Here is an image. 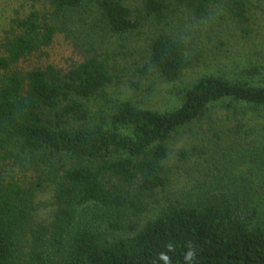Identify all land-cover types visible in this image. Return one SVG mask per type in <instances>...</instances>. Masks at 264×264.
I'll use <instances>...</instances> for the list:
<instances>
[{"label": "trees", "instance_id": "obj_1", "mask_svg": "<svg viewBox=\"0 0 264 264\" xmlns=\"http://www.w3.org/2000/svg\"><path fill=\"white\" fill-rule=\"evenodd\" d=\"M60 13L81 10L87 0H46ZM108 31L123 34L143 20H164L174 4L198 17L223 2L240 21L248 19L247 0H143L142 9L125 0H96ZM58 27L40 10L12 19L0 43V264H15L29 229L37 192L46 182L56 185L54 220L33 234L32 261L39 264H189L184 254L196 250L192 264H264V223H250L251 188L245 183L213 187L187 200H172L135 236L106 242L91 217L111 229L125 227L148 208V198L169 182L168 140L201 118L210 105L225 101L264 107V86L205 75L184 92L183 103L169 111L117 103L108 120L73 127L88 110L83 99L104 94L112 83L109 60L95 54L62 69L52 63L26 68L22 63L45 53ZM184 42L166 33L150 44L149 62L166 81L178 79L190 65ZM245 125L238 122L234 130ZM15 148H19L16 151ZM193 150L182 148L181 160ZM29 163L34 175L24 181L14 166ZM216 188L218 190H216ZM84 214V215H83ZM80 217V219H79ZM173 246L169 250L168 245Z\"/></svg>", "mask_w": 264, "mask_h": 264}, {"label": "rangeland", "instance_id": "obj_2", "mask_svg": "<svg viewBox=\"0 0 264 264\" xmlns=\"http://www.w3.org/2000/svg\"><path fill=\"white\" fill-rule=\"evenodd\" d=\"M125 2L132 8L143 7V0ZM247 3L246 21L233 17L223 2L212 3L205 17L196 16L185 5L174 4L164 20L148 17L138 29L115 34L108 31L96 0H87L81 10L60 13L54 12L46 0H0V43L8 35L12 19L37 9L48 14L58 30L45 53L23 62V67L52 63L68 69L88 56L107 57L112 83L104 88L103 95L83 99L87 119L70 121L73 127L93 126L108 120L123 100L141 108L173 110L183 103L185 90L205 75L264 86V0ZM160 33L178 38L186 46L190 65L174 81H166L153 68L147 76L140 71L149 62L153 38ZM225 101L210 105L201 118L180 128L168 140L169 182L148 198V208L138 218L114 230L107 223L93 220L91 214L97 207L87 205L83 219L89 220L92 228L100 229L106 242H112L135 236L172 200L191 199L215 186L245 183L251 188L250 223H264V107L234 103L230 109ZM238 122L245 125L240 132L234 130ZM182 148L195 149L188 160L180 159ZM29 160L27 155L25 166H14L24 181L34 175ZM55 189L54 183L46 182L37 192L30 226L15 264H39L32 261L33 234L54 220Z\"/></svg>", "mask_w": 264, "mask_h": 264}, {"label": "clouds", "instance_id": "obj_3", "mask_svg": "<svg viewBox=\"0 0 264 264\" xmlns=\"http://www.w3.org/2000/svg\"><path fill=\"white\" fill-rule=\"evenodd\" d=\"M169 250H173V246L171 244L168 245ZM196 257V250L195 248L190 244L188 251L184 254L185 261L189 262V264H192V262L195 260ZM161 259H164L166 264H170L168 261V257L164 254H161Z\"/></svg>", "mask_w": 264, "mask_h": 264}]
</instances>
